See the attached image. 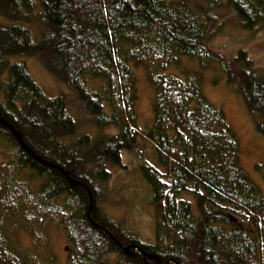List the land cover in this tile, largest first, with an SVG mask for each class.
Returning <instances> with one entry per match:
<instances>
[{
  "label": "trees",
  "instance_id": "1",
  "mask_svg": "<svg viewBox=\"0 0 264 264\" xmlns=\"http://www.w3.org/2000/svg\"><path fill=\"white\" fill-rule=\"evenodd\" d=\"M225 15L245 31H264V0H0V117L54 164L34 158L0 121L10 150L0 162V264H57L55 256L19 249L7 235L11 221L41 247L46 223L63 228L72 244L68 264H264V193L202 76L217 66L264 135V74L244 51L230 58L211 48ZM25 57L40 59L76 92L91 123L116 132L95 141L79 133L68 101L43 93ZM140 67L153 89L150 129L134 107ZM92 79L101 80L99 90H91ZM148 147L154 163L139 169L156 210L151 242L98 205L109 166L134 164Z\"/></svg>",
  "mask_w": 264,
  "mask_h": 264
},
{
  "label": "rangeland",
  "instance_id": "2",
  "mask_svg": "<svg viewBox=\"0 0 264 264\" xmlns=\"http://www.w3.org/2000/svg\"><path fill=\"white\" fill-rule=\"evenodd\" d=\"M225 26L223 33L219 34L211 44L213 51L228 55L230 58L236 57L239 51H244L250 55L257 69L264 74V31L252 33L241 28L236 19L230 15H225ZM21 60V59H20ZM27 63L29 73L40 85L43 93L48 98L64 97L69 103V114L77 120L80 132L86 133L95 141L101 133H115L116 129L98 128L82 113L75 98L77 93L71 91L67 84L60 77L50 71V69L40 59L22 58ZM21 60V61H22ZM184 64L189 69H199L197 61L184 59ZM138 77L137 101L135 111L137 121L141 128L150 129L154 125V110H152V95L147 69L140 67L135 69ZM177 73V69H174ZM204 78L205 95L217 107L224 109L228 122L234 128L241 142V160L245 170L250 175L264 193V135L258 133L255 127V119L247 111L243 99L240 95L225 83V77L221 70L215 66L205 70L202 74ZM102 86L101 80H90L91 90H99ZM3 141V140H2ZM0 141V162L8 160L10 152L4 141ZM142 146V143L139 145ZM141 156L133 164L128 158L124 159V167L109 166L112 179L107 186V193L99 200V207L117 224H125L137 230L141 239L151 242L154 225L156 222V210L151 204L150 188L145 183L140 172V165L145 161L154 163L151 148H144L140 152ZM30 178H33L30 175ZM39 180L35 179L34 187H38ZM10 239L22 250L37 252L46 257L55 256L57 264H68L72 244L68 241L66 232L56 224L46 223L40 229L45 234L46 246L37 243L36 236L31 231L22 227L20 222L11 221L7 223ZM16 225V226H15ZM131 225V226H130ZM45 241V240H44ZM115 256H111L114 260Z\"/></svg>",
  "mask_w": 264,
  "mask_h": 264
},
{
  "label": "water",
  "instance_id": "3",
  "mask_svg": "<svg viewBox=\"0 0 264 264\" xmlns=\"http://www.w3.org/2000/svg\"><path fill=\"white\" fill-rule=\"evenodd\" d=\"M0 121L5 124L8 128H10L12 130V132L14 133V135L16 136V138L19 139L20 144L22 145L23 148H25L26 151H28L34 158H36L37 160H41L47 164H51L54 166V164L50 161H46L45 159L41 158L38 154H36L31 148H29V146L24 142L23 138H21L19 131L14 128L13 126H11L5 119L3 120L0 117ZM56 167V166H55ZM62 172L64 173V175L70 179V181H72L73 183H75V179L70 178L69 177V173L67 171H65L63 168H61ZM90 207L89 209L93 210V206H94V199H93V195L90 192ZM129 247L125 248L126 251H128Z\"/></svg>",
  "mask_w": 264,
  "mask_h": 264
}]
</instances>
